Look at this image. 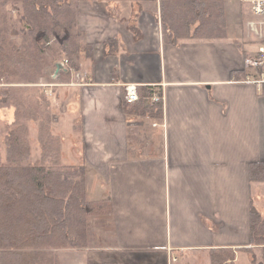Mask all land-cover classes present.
Returning a JSON list of instances; mask_svg holds the SVG:
<instances>
[{"label":"crops","instance_id":"1","mask_svg":"<svg viewBox=\"0 0 264 264\" xmlns=\"http://www.w3.org/2000/svg\"><path fill=\"white\" fill-rule=\"evenodd\" d=\"M83 3L81 79L47 87L53 131L61 163L85 167L87 199L112 210L94 216L99 244L60 249V263L212 264L211 250L231 249L251 264L239 249L251 243L252 204L264 215V183L249 178L264 162V86L243 81L245 21L173 44L159 1ZM126 84L157 90L161 115L132 112Z\"/></svg>","mask_w":264,"mask_h":264},{"label":"trees","instance_id":"2","mask_svg":"<svg viewBox=\"0 0 264 264\" xmlns=\"http://www.w3.org/2000/svg\"><path fill=\"white\" fill-rule=\"evenodd\" d=\"M81 0H0L21 4L26 26L23 47L7 38L0 23V108H14L15 121L0 135V264H61L57 251L79 248L86 238L89 215L109 214L110 200L89 201L86 196L84 166H64L53 132V103L50 93L38 85H14L10 76L23 69V83H38L44 69L58 58L73 62L80 50L79 27ZM115 2L119 0H95ZM135 3L160 2L161 20L169 33L166 41L179 44L185 38H223L226 17L221 0H129ZM42 33L43 44L38 40ZM68 35L67 37H65ZM63 37V38H61ZM61 39L59 46L51 45ZM75 64V63H74ZM14 67V68H11ZM36 72V75L35 73ZM38 77V78H37ZM36 80V81H35ZM140 99L132 112L160 116L161 101L147 105L152 87L138 89ZM126 102V101H125ZM38 124L41 157L34 161L29 141L30 128ZM251 182L264 183V162L249 165ZM249 246L251 264H264V215L252 204ZM262 248L261 261L255 248ZM231 249L211 250L212 264H235Z\"/></svg>","mask_w":264,"mask_h":264},{"label":"rangeland","instance_id":"3","mask_svg":"<svg viewBox=\"0 0 264 264\" xmlns=\"http://www.w3.org/2000/svg\"><path fill=\"white\" fill-rule=\"evenodd\" d=\"M84 1H87V0L79 1V6ZM89 1H95V0H89ZM119 1H121V0H119ZM127 1H129V0H127ZM221 1L223 3H225V6H226L225 16L227 18L226 23L228 25V29L234 28L235 32L239 33L241 26H242V22L250 17L249 11L240 3L239 0H221ZM100 2H104V1H100ZM115 2H117V1H115ZM108 3H112V2H108ZM133 3H135V2H133ZM83 4H85V3H83ZM84 8H85V6H84ZM22 16H23L22 7H21V4H19V3L9 2L5 6L0 7V23L2 25L1 29L2 28L6 29V30H4L6 37L10 38V40L13 43L17 44L19 48L23 47L22 45H23V42L26 40L25 37L27 34L26 26L22 22ZM81 32H82V35L79 38L81 50L77 54H75V57H73V59H74L73 62L69 61L70 65L72 67H74L77 71H79V70L75 67L74 63H75L77 57L80 56L81 51L84 49L83 48V45H84L83 40L85 39L84 38L85 34L83 33V31H81ZM42 36H43V34L39 33V36L37 38L43 44ZM67 36L68 35H66L65 37H67ZM61 38H63V37H61ZM59 41H61V39H59V38L56 40L53 39L51 41V43H52L51 45H53L54 47H58ZM244 45L246 47L248 46L247 44H244ZM62 59H64V58H58L56 60V63ZM54 67L55 66H53V64L50 66H47L44 69L43 77L42 78L37 77L38 79H36V80H38V83H33V84L32 83L31 84L30 83H23V82H25V79H24L23 74H22L24 70L21 68H18V71H15L14 75H12V77L10 76V79H12V81H14V83H13L14 85H38V86H41L40 84H42L43 90L46 92V90L48 88L46 86H44L43 84H54V83L57 84L58 82H60L59 80L61 78H62V80L65 79V77H61L62 75L60 76L58 81L53 78V74L55 72ZM11 68H14V67H11ZM34 73L36 75V72H34ZM46 93H48V92H46ZM49 93L51 94V92H49ZM52 114H53V111H52ZM14 121H15L14 108H7V109L6 108H0V135H1V139L4 138V136L6 135L8 125ZM22 123H24L29 128L31 127L33 129L34 133L36 131V133H35L36 137L35 138L31 135V132H30L29 141L32 145V157H37L39 155V153L41 154V148L39 147L40 145H39V142L37 140V138H38V124L37 123L33 124L32 122H29L28 120H22ZM35 126H36V128H35ZM54 135H56L60 138L57 148H59L60 157H62V136L59 134H56L55 132H54ZM94 216L95 215H89L88 216L87 226H86V230H85L86 236H87L86 241L88 239L89 244H92V246H96L99 244V241L96 242V239L99 238L98 237L99 232H98V228H97V223L94 220ZM88 232H89V235H88ZM73 261H74V264H84L83 262H81L79 259H77L75 257H73ZM240 264H245V263L243 260H241Z\"/></svg>","mask_w":264,"mask_h":264},{"label":"built area","instance_id":"4","mask_svg":"<svg viewBox=\"0 0 264 264\" xmlns=\"http://www.w3.org/2000/svg\"><path fill=\"white\" fill-rule=\"evenodd\" d=\"M249 11L250 17L244 22V44L248 46L244 50V69L246 77L244 82L258 87L264 86V0H239ZM53 78L58 81L61 75L71 74L73 79L79 81L81 72L70 65L64 58L55 64ZM54 84H43L52 87ZM42 86V84H40ZM46 92H51L49 89ZM124 99L127 103H134L140 99L138 88L135 84H126ZM151 99L161 101L162 96L154 92Z\"/></svg>","mask_w":264,"mask_h":264}]
</instances>
